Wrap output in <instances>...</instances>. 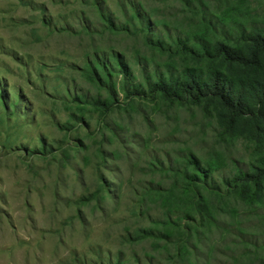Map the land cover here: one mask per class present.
<instances>
[{
  "label": "rangeland",
  "instance_id": "1",
  "mask_svg": "<svg viewBox=\"0 0 264 264\" xmlns=\"http://www.w3.org/2000/svg\"><path fill=\"white\" fill-rule=\"evenodd\" d=\"M257 36L264 0H0V264H264V188L226 193L264 167V55L206 53ZM191 79L246 116L174 94ZM191 158L211 226L183 245Z\"/></svg>",
  "mask_w": 264,
  "mask_h": 264
},
{
  "label": "trees",
  "instance_id": "2",
  "mask_svg": "<svg viewBox=\"0 0 264 264\" xmlns=\"http://www.w3.org/2000/svg\"><path fill=\"white\" fill-rule=\"evenodd\" d=\"M250 47L248 51L234 49L233 47L219 43L213 49L212 54L209 52L206 45H200L202 51H206L207 48V58L217 59L222 63L230 65H238L247 68H258L262 55H264V36H257L250 41ZM190 52L192 55H195V51ZM195 57V56H193ZM215 81V82H214ZM213 84L209 87L203 89L204 85L197 83L194 79L189 80L185 84L181 85L178 90L174 89V94L176 93L179 98L190 97L193 104L199 103L204 97L208 99L217 100L220 105L226 110L229 115L228 126L233 127L237 120L246 116L244 106L240 103L234 102L230 99V95L227 94L226 88L230 87V84L227 81H217L214 80ZM204 90V91H203ZM163 95L166 97H172V94L169 93L166 89H163ZM260 103L264 102V89L262 88L260 92ZM101 107L108 109V106L103 102H97ZM257 114V113H255ZM253 115L256 119V115ZM192 159V165L194 167V172L192 179L185 183L184 187L179 189V197L184 201L185 206H191L192 208L196 207L197 218L191 220V227L182 229L179 226L176 229L180 230L181 237H183V245L188 241L191 235H199L200 230H209L211 226V216L209 211V205L205 201L203 195V190L206 188V182L213 172L211 167H201L195 158ZM195 178V183L193 179ZM238 183L234 185L226 184V193L229 195L235 193L237 189L238 193L241 194L242 198H245L247 201L256 200L257 198L262 197L263 188H264V167L258 168L254 173L243 172L241 173ZM191 184H198L200 187L193 189ZM194 185V186H198ZM203 189V190H202ZM230 192V193H229ZM181 199V200H182ZM170 222L166 226H173ZM145 232V230H143Z\"/></svg>",
  "mask_w": 264,
  "mask_h": 264
}]
</instances>
